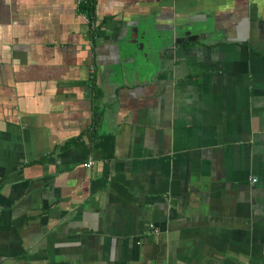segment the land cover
<instances>
[{"label": "crops", "instance_id": "0c3cea01", "mask_svg": "<svg viewBox=\"0 0 264 264\" xmlns=\"http://www.w3.org/2000/svg\"><path fill=\"white\" fill-rule=\"evenodd\" d=\"M93 6L0 0V264H264V0Z\"/></svg>", "mask_w": 264, "mask_h": 264}, {"label": "built area", "instance_id": "2783aa9c", "mask_svg": "<svg viewBox=\"0 0 264 264\" xmlns=\"http://www.w3.org/2000/svg\"><path fill=\"white\" fill-rule=\"evenodd\" d=\"M77 1L79 5V15L89 24L91 37L95 38L97 36L96 35V29L98 26L97 22L94 16L84 7L85 3L93 4V0H77ZM90 163H88V165H90Z\"/></svg>", "mask_w": 264, "mask_h": 264}, {"label": "trees", "instance_id": "16d2710c", "mask_svg": "<svg viewBox=\"0 0 264 264\" xmlns=\"http://www.w3.org/2000/svg\"><path fill=\"white\" fill-rule=\"evenodd\" d=\"M84 7L94 16V6H93V4H90V3H85L84 4ZM97 29H96V34H97ZM99 34V33H98ZM74 142H76V141H74ZM70 143H66L63 147L64 148H67L68 147V145H69Z\"/></svg>", "mask_w": 264, "mask_h": 264}, {"label": "rangeland", "instance_id": "374dc122", "mask_svg": "<svg viewBox=\"0 0 264 264\" xmlns=\"http://www.w3.org/2000/svg\"><path fill=\"white\" fill-rule=\"evenodd\" d=\"M154 36V35H153ZM153 36H147L148 38H146V42L148 41V43H151V42H153V43H155V38H152ZM150 41V42H149ZM139 57H141L140 55H139ZM131 58V57H130ZM130 60V59H129ZM129 64H132V63H129Z\"/></svg>", "mask_w": 264, "mask_h": 264}, {"label": "water", "instance_id": "95a60500", "mask_svg": "<svg viewBox=\"0 0 264 264\" xmlns=\"http://www.w3.org/2000/svg\"><path fill=\"white\" fill-rule=\"evenodd\" d=\"M134 41H135V40H134ZM150 44H152V42H151ZM142 47H143V43H140V45H139V49H142Z\"/></svg>", "mask_w": 264, "mask_h": 264}]
</instances>
